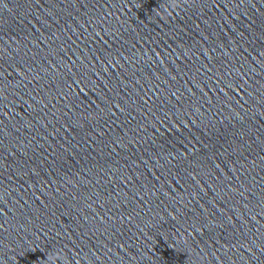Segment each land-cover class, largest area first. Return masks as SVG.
Listing matches in <instances>:
<instances>
[{
    "label": "clouds",
    "instance_id": "clouds-1",
    "mask_svg": "<svg viewBox=\"0 0 264 264\" xmlns=\"http://www.w3.org/2000/svg\"><path fill=\"white\" fill-rule=\"evenodd\" d=\"M51 259H52V264H57L58 260L63 261L64 264H68L67 258L59 252L53 254V257H51Z\"/></svg>",
    "mask_w": 264,
    "mask_h": 264
}]
</instances>
